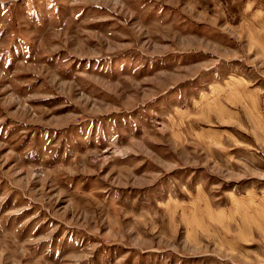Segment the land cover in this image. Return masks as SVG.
Here are the masks:
<instances>
[{
    "label": "rangeland",
    "instance_id": "1",
    "mask_svg": "<svg viewBox=\"0 0 264 264\" xmlns=\"http://www.w3.org/2000/svg\"><path fill=\"white\" fill-rule=\"evenodd\" d=\"M0 264H264V0H0Z\"/></svg>",
    "mask_w": 264,
    "mask_h": 264
}]
</instances>
